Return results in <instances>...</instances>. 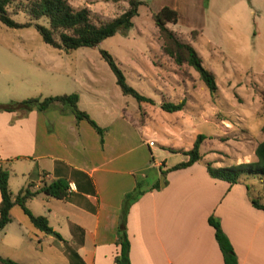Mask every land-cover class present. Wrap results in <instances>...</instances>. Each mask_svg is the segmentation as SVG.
<instances>
[{"label": "rangeland", "instance_id": "obj_1", "mask_svg": "<svg viewBox=\"0 0 264 264\" xmlns=\"http://www.w3.org/2000/svg\"><path fill=\"white\" fill-rule=\"evenodd\" d=\"M26 1L13 0L9 12L15 3ZM68 2L74 7L85 5L100 18H111L127 6L126 0ZM163 4L175 5L178 15L175 23L167 25L193 45L202 64L212 71L213 94L189 65H176L161 53V38L150 13ZM15 11L9 13L13 19H27L22 10ZM34 21L44 22L42 18ZM131 22L127 29H118L93 46L68 50L43 42L31 24L9 27L0 22V103L75 91L78 107L95 122H113L115 132L127 135L129 152L137 159L132 172L140 190L152 175L159 184L162 181L163 174L152 160L162 161L165 173L167 165L186 158L182 150L197 133L204 135L199 144L202 157L196 160L200 165L206 160L213 165L253 160L254 146L264 137V0H142ZM100 48L113 57L125 81L149 96L151 103H137L120 92ZM162 100H182L183 104L179 110L165 111L159 107ZM49 108L62 111L55 105ZM80 120L94 132L85 119ZM28 165H32L29 158L7 164L12 192L28 181ZM243 183L249 198L258 195L264 203V178L247 177ZM32 204L35 212H43L47 205L40 196L33 197ZM9 215L10 222L0 228V256L22 264H67L56 240L44 238L33 228L17 204L10 207ZM35 233L42 235L39 243Z\"/></svg>", "mask_w": 264, "mask_h": 264}, {"label": "crops", "instance_id": "obj_2", "mask_svg": "<svg viewBox=\"0 0 264 264\" xmlns=\"http://www.w3.org/2000/svg\"><path fill=\"white\" fill-rule=\"evenodd\" d=\"M80 122L72 113L54 108L0 111V162L8 168L13 159L32 160L26 168L32 189L43 181L67 179V196L37 192L24 202L33 214L44 215L60 235L40 231L44 238L56 240L67 264H115L116 225L123 196L136 181L132 171L137 159L129 152L127 135L115 132L113 122L101 125L105 126L101 144L95 130ZM197 162L167 169L157 187L152 175L144 186L148 189L143 187L127 205L129 264H222L208 215L218 219L237 264H264V209L251 204L245 183L211 177ZM163 164L152 160L159 171ZM73 169L87 175L92 190ZM17 189H9L12 197ZM38 196L47 204L43 212L33 210V197ZM35 235L39 243L42 235Z\"/></svg>", "mask_w": 264, "mask_h": 264}, {"label": "trees", "instance_id": "obj_3", "mask_svg": "<svg viewBox=\"0 0 264 264\" xmlns=\"http://www.w3.org/2000/svg\"><path fill=\"white\" fill-rule=\"evenodd\" d=\"M126 1V8L115 16L100 18L96 14L91 13L87 6L74 7L68 0H28L24 3L17 2L12 5L13 11L11 12H9L8 7H11L13 0H0V22L9 27L28 26L31 24L43 42L58 49L68 50L78 46H93L101 39L113 34L116 30L127 29L132 24L131 17L137 13V6L142 3V0ZM15 10H22L27 15V19L24 21L13 19L9 13H15ZM39 18H42L44 22L34 21ZM150 18L161 38V53L168 56L176 65L181 63L189 65L197 73L198 78L203 82L209 94H213L216 89V83L212 71L202 64L200 55L193 45L167 25L168 23L176 22V10L167 4H163L150 13ZM188 33L192 39L194 29H190ZM98 51L112 71L114 81L121 93L131 95L137 103L152 102L149 96L138 92L125 81L121 69L106 50L100 48ZM77 100L78 94L75 91L44 96H28L19 100H9L0 103V110L24 111L32 108L43 110L54 105L58 106L60 110L71 112L75 120L85 119L97 133L98 142L101 144L105 126L97 124L84 109L79 108ZM182 104V100L175 102L162 100L159 102V107L165 111H175L179 110ZM262 104L264 105V95L262 96ZM203 138L204 135L202 133H197L190 146L182 150L186 158L169 165L165 169L183 167L193 161L200 160L202 154L199 151V144ZM166 148L175 150L171 147ZM253 154L255 156L253 160L239 161L228 165H213L210 160H206L203 161V164L206 172L211 177L223 179L228 183L243 182L245 178L254 176L264 178V137L256 142ZM72 172L75 175L84 177L89 184L90 190H92L90 179L85 173L77 169H73ZM163 172L164 170L161 169L160 173ZM7 176V168L0 162V228L10 220V207L13 204H17L34 228L44 233L52 232L55 236L61 238L56 231L52 230L44 215L33 214L24 202L26 198L37 192H42L55 198L67 196L69 193L67 179L57 177L43 181L33 189L30 187L31 183L27 182L25 185L20 186L12 197L7 184ZM137 186L138 182L135 181L133 188L124 194L121 202V211L116 225L117 235L115 243L118 248L113 257L115 264H129V242L124 229V218L129 200H134L141 193ZM154 186H158V179ZM246 187L248 188L247 185ZM257 197L258 195L250 197L251 204L264 209V203L258 202ZM207 221L213 228V236L221 253L222 264H237L231 244L222 231L218 219L213 215H208ZM0 264L22 263L9 257L0 256Z\"/></svg>", "mask_w": 264, "mask_h": 264}, {"label": "water", "instance_id": "obj_4", "mask_svg": "<svg viewBox=\"0 0 264 264\" xmlns=\"http://www.w3.org/2000/svg\"><path fill=\"white\" fill-rule=\"evenodd\" d=\"M162 178V175L160 176V179ZM160 184H162V181H160Z\"/></svg>", "mask_w": 264, "mask_h": 264}, {"label": "built area", "instance_id": "obj_5", "mask_svg": "<svg viewBox=\"0 0 264 264\" xmlns=\"http://www.w3.org/2000/svg\"><path fill=\"white\" fill-rule=\"evenodd\" d=\"M148 142H151L150 140H148Z\"/></svg>", "mask_w": 264, "mask_h": 264}]
</instances>
